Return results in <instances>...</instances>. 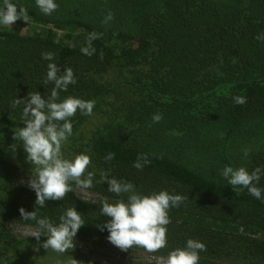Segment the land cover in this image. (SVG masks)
<instances>
[{"label":"trees","instance_id":"1","mask_svg":"<svg viewBox=\"0 0 264 264\" xmlns=\"http://www.w3.org/2000/svg\"><path fill=\"white\" fill-rule=\"evenodd\" d=\"M14 2L28 10L29 23L21 18L0 27V264H55L57 255L88 264L83 248L110 243L100 230L109 218L99 202L127 196L108 192L99 182L102 172L145 194L167 190L184 197L169 210L165 248L115 246L122 256L154 261L191 238L206 245L199 264H264V202L247 189L235 192L221 175L225 166L264 167V41L256 39L264 33V0H56L51 15L35 0ZM109 11L114 18L104 23ZM93 32L100 34L94 54L84 55ZM45 52L75 74L77 83L62 98L95 101L92 115L77 111L71 118L73 135L62 147L64 158L90 156L93 187L72 182L63 200L37 212L55 223L68 207L81 213L85 225L76 246L63 254L20 233L35 227L19 212L37 210L28 186L35 174L13 139L25 126L23 105L11 102L30 91L50 95ZM235 96L246 102L236 104ZM109 153L114 159L106 161ZM138 156L147 157L142 170L133 166Z\"/></svg>","mask_w":264,"mask_h":264},{"label":"clouds","instance_id":"2","mask_svg":"<svg viewBox=\"0 0 264 264\" xmlns=\"http://www.w3.org/2000/svg\"><path fill=\"white\" fill-rule=\"evenodd\" d=\"M35 4L44 15H51L58 8L56 0H35ZM21 18L29 23V12L25 7L14 0H0V27L11 26ZM113 18L109 11L103 22L108 23ZM99 35L95 32L89 34L87 46L81 48L82 54H94L92 41L98 39ZM256 39L264 41V33L257 35ZM42 58L50 61L44 81V84L54 85L50 95L42 96L38 91H30L26 97H17L11 102L13 108L23 105L20 122L25 126L14 131L13 139L21 142L26 160L34 166L35 174V178L28 181V186L36 194L37 210L29 212L21 207L19 212L23 221L35 222L30 237H34L39 246L63 254L76 246L77 233L85 225L81 213L75 206L68 207L59 217V223H55L48 217L38 216L37 212L50 200H63L72 191V182L83 189L93 187L95 174L93 171L86 172L91 162L90 156L80 153L70 159L64 158L62 147L73 135L71 118L77 111L84 116L92 115L95 101L72 95L62 98L60 92H66L69 85L77 83L75 74L72 68L61 70L55 62H51L54 59L51 52L42 53ZM233 100L236 104L246 102L242 96H235ZM161 119L160 114L152 117L154 122ZM12 148L15 149L16 145ZM112 159V153L105 157L106 161ZM141 161L147 163V157L138 156L133 166L142 170L144 163ZM221 175L235 192L247 189L251 196L264 202V188L258 187L264 177V167H256L249 172L245 167L225 166ZM99 182H106L110 193L117 196L127 194L126 198L115 201L104 198L99 202L101 215L109 218L100 230H107V239L111 244L122 250L139 246L149 253L166 247L169 210L183 203L182 195L167 190L145 194L139 192L132 182L109 177L103 172ZM42 235L47 239L41 243ZM205 249L203 242L190 238L183 247L168 251L166 256L155 257L154 264H199V254ZM36 250L39 251V247ZM76 261H72V264H76Z\"/></svg>","mask_w":264,"mask_h":264},{"label":"rangeland","instance_id":"3","mask_svg":"<svg viewBox=\"0 0 264 264\" xmlns=\"http://www.w3.org/2000/svg\"><path fill=\"white\" fill-rule=\"evenodd\" d=\"M15 23L12 25H15ZM29 30V26H24L22 28L23 33H25V31L30 32ZM30 232L31 231L27 229L22 230L20 233L22 235H30ZM83 249V255L87 259L86 261L90 262H88V264H154V261L145 256L124 257L119 251L116 250V247L111 243L99 246L94 244H88L86 248ZM54 263L71 264L67 260L61 258L60 255H57Z\"/></svg>","mask_w":264,"mask_h":264}]
</instances>
